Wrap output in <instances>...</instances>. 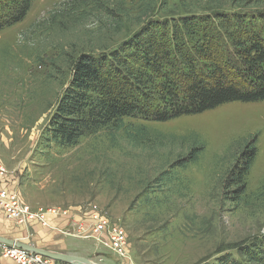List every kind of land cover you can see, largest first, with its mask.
Returning <instances> with one entry per match:
<instances>
[{
    "label": "rangeland",
    "instance_id": "rangeland-1",
    "mask_svg": "<svg viewBox=\"0 0 264 264\" xmlns=\"http://www.w3.org/2000/svg\"><path fill=\"white\" fill-rule=\"evenodd\" d=\"M66 1L33 0L21 21L0 30V163L11 168L8 192L34 211L69 210L75 221L86 218L84 208L93 204L106 211L127 236L124 256L95 238H74L49 227L54 240L69 246L67 254L99 264L239 260V246L264 232V207L254 205L264 182V100L228 102L165 122L125 118L122 129H99L75 145H60L50 140L47 126L68 85L71 60L98 47L101 37L120 43L138 23L123 21L127 30L107 31L111 23L99 15L97 21L88 16L50 26V13ZM155 2L159 16L208 7L206 0ZM141 4L127 0L130 16ZM140 126L149 130L141 139L133 135ZM172 136L189 138L182 143ZM193 139L205 143L198 160L175 165ZM247 143L255 147L254 157L245 196L235 202L222 177ZM50 219L54 225L67 223L61 216Z\"/></svg>",
    "mask_w": 264,
    "mask_h": 264
},
{
    "label": "trees",
    "instance_id": "trees-1",
    "mask_svg": "<svg viewBox=\"0 0 264 264\" xmlns=\"http://www.w3.org/2000/svg\"><path fill=\"white\" fill-rule=\"evenodd\" d=\"M32 2L0 0V30L21 21ZM206 2L202 12L176 16L157 15L155 0H142L132 17L127 0H68L52 11L50 26L88 16L97 21L99 15L111 23L107 31L127 30L123 21L138 23L120 43L101 37L98 47L73 57L68 85L47 126L50 140L72 146L99 129H122L125 118L165 122L228 102L264 100V2ZM146 131L140 126L133 135L141 139ZM172 138L186 143L189 136ZM193 140L175 165L198 160L205 143ZM254 149L246 146L224 172L231 201L245 196ZM258 190L254 205L264 207V182ZM237 252L239 260L229 264H264V232Z\"/></svg>",
    "mask_w": 264,
    "mask_h": 264
},
{
    "label": "built area",
    "instance_id": "built-area-1",
    "mask_svg": "<svg viewBox=\"0 0 264 264\" xmlns=\"http://www.w3.org/2000/svg\"><path fill=\"white\" fill-rule=\"evenodd\" d=\"M6 173V168L0 163V183ZM0 207L7 219L18 224L29 225L32 221H37L42 227H50L66 236L95 238L99 244L111 249L118 256H124L126 252L127 236L123 229L113 223L106 211L96 204L84 208L86 218L75 221L68 216L69 210L61 212L59 209L51 208L34 211L25 205L15 192H8L4 188L0 190ZM51 216H61L67 220V223L63 220L62 224V221L58 220V224L62 225H54ZM1 256L12 260L15 264H56L52 259L14 245L1 244Z\"/></svg>",
    "mask_w": 264,
    "mask_h": 264
},
{
    "label": "crops",
    "instance_id": "crops-1",
    "mask_svg": "<svg viewBox=\"0 0 264 264\" xmlns=\"http://www.w3.org/2000/svg\"><path fill=\"white\" fill-rule=\"evenodd\" d=\"M10 169H11L10 167H6L7 173L0 183V190L4 188L6 189L12 188L11 186H12L13 177H12V173L10 172L11 171ZM63 223L64 222L62 221V224ZM62 224H58V225H62ZM35 232L37 233L36 235L37 239H35L34 242L32 243L26 242L28 235L34 234ZM52 234H54L53 230L42 227L40 223H38L37 221H32L30 225H24V224H18L14 221L7 219L2 208L0 207V236L1 237L28 243L35 247L45 249V250L69 253L68 251L70 250L67 249L69 248V246L66 245L64 242L63 243L60 242V240H54ZM0 264H15L12 260L1 256V244H0ZM60 264H64V263L60 262Z\"/></svg>",
    "mask_w": 264,
    "mask_h": 264
},
{
    "label": "water",
    "instance_id": "water-1",
    "mask_svg": "<svg viewBox=\"0 0 264 264\" xmlns=\"http://www.w3.org/2000/svg\"><path fill=\"white\" fill-rule=\"evenodd\" d=\"M0 244L18 246V247L27 249L31 252L40 254L44 257L53 259L55 261H61V262H65L68 264H99L97 262H94V261L89 260V259L84 258V257L75 256V255L62 253V252H54V251H50V250L41 249V248L35 247V246L28 244V243L7 239V238L1 237V236H0Z\"/></svg>",
    "mask_w": 264,
    "mask_h": 264
}]
</instances>
